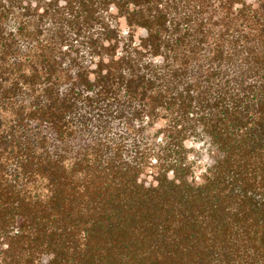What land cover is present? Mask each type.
Returning a JSON list of instances; mask_svg holds the SVG:
<instances>
[{
	"label": "trees",
	"instance_id": "trees-1",
	"mask_svg": "<svg viewBox=\"0 0 264 264\" xmlns=\"http://www.w3.org/2000/svg\"><path fill=\"white\" fill-rule=\"evenodd\" d=\"M0 264H264V0H0Z\"/></svg>",
	"mask_w": 264,
	"mask_h": 264
},
{
	"label": "rangeland",
	"instance_id": "rangeland-1",
	"mask_svg": "<svg viewBox=\"0 0 264 264\" xmlns=\"http://www.w3.org/2000/svg\"><path fill=\"white\" fill-rule=\"evenodd\" d=\"M71 145H72V143H71ZM193 144H191V146H192Z\"/></svg>",
	"mask_w": 264,
	"mask_h": 264
}]
</instances>
